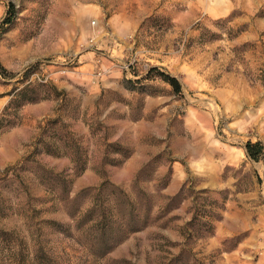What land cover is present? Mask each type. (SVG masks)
I'll use <instances>...</instances> for the list:
<instances>
[{
  "label": "rangeland",
  "instance_id": "1",
  "mask_svg": "<svg viewBox=\"0 0 264 264\" xmlns=\"http://www.w3.org/2000/svg\"><path fill=\"white\" fill-rule=\"evenodd\" d=\"M8 2L15 14L0 27V65L11 74L0 71V111L19 87L38 99L0 131V169L12 164L0 172V228L43 246L58 264H75L87 241L58 229L85 218L65 209L93 205L127 226L110 186L65 201L62 186L21 159L38 125L57 115L86 149L89 173L73 176L66 156L33 158L65 170L69 196L107 179L125 191L135 222L147 212L146 224L92 264H166L179 249L181 264H264V157L250 159L243 148L259 140L264 154V0H0V20ZM150 65L176 76L181 94L157 77L127 88ZM111 100L120 102L105 116ZM116 124L125 142L107 145ZM128 150L142 163L114 182L108 171L121 173Z\"/></svg>",
  "mask_w": 264,
  "mask_h": 264
},
{
  "label": "trees",
  "instance_id": "2",
  "mask_svg": "<svg viewBox=\"0 0 264 264\" xmlns=\"http://www.w3.org/2000/svg\"><path fill=\"white\" fill-rule=\"evenodd\" d=\"M14 14L15 7L13 3L8 2L5 15L0 20V27L4 29L8 26L12 22ZM0 71L7 76L11 74L7 72L2 65H0ZM154 77L166 82L175 94H181V83L177 77L157 65L148 66L144 74L139 77L127 79L126 86L129 89L137 88L138 90H142L144 89V84L142 82H139L137 85L134 83L142 79H151ZM41 85L46 86L57 95L64 94L63 89H58L50 80H44L41 82ZM36 99H38L36 96H26L24 87L13 90L10 99L0 111V131L5 126H9L13 123V119H10L8 116L12 115L17 117L16 112L21 104L25 101H35ZM114 143L116 142L112 141L106 144L111 145ZM243 148L245 155L250 159L258 160L264 157L263 146L259 140H246ZM115 151L120 153V150ZM40 152H45L53 156H66L70 161L71 165L69 168L73 170V176L80 174L85 168L86 149L80 144L73 130L68 127V124L61 121L60 117L57 115L46 117L44 121L38 125V132L32 142V148L26 155H23L21 159L31 160V162H33L41 180H51L62 186L64 191H66V196L62 197L65 201L72 200L70 202H73L76 197L90 189L99 191L107 186H110V193L115 196V198L123 200L122 203L125 207L123 214L128 222L127 226L124 228L105 221L103 210L93 205L81 209V205L78 203L73 206V209H65L66 213L72 217L81 213V217L85 218L84 223L75 227L73 230H69L66 227L58 229L60 233L66 236H79V238L82 237L87 241V244L80 248V250L85 251L78 256L79 263L76 262L75 264H92V262L104 258L106 254L111 251L113 247L122 242L131 231L137 230L146 224L147 212L142 214L143 218L140 220V223L135 222L139 218L137 212L134 211L132 202L127 198L125 191L121 187L115 186L107 179L101 180L95 187H81L73 196H69V184L71 179L67 177L65 170L54 172L33 158L35 154ZM129 153L130 150L124 154V157L128 156ZM11 166L12 164L4 166L0 169V172L4 174L7 173ZM0 253L3 256L2 260H0V264H58L51 257L46 248L40 245L29 248L23 240L17 237L13 230L9 229L0 228ZM181 258L182 251L179 249L178 253L173 255L166 264H181ZM110 261L112 264H136L125 257L111 258Z\"/></svg>",
  "mask_w": 264,
  "mask_h": 264
},
{
  "label": "crops",
  "instance_id": "3",
  "mask_svg": "<svg viewBox=\"0 0 264 264\" xmlns=\"http://www.w3.org/2000/svg\"><path fill=\"white\" fill-rule=\"evenodd\" d=\"M114 101L110 102L108 104V106L106 108H108L106 110L105 116H107L108 112H111L113 109H116L115 104H117V100H111ZM84 102V100H83ZM122 105L124 107H126V104L124 102H121ZM121 117H126V115L123 113L121 114ZM72 130V129H71ZM74 132V131H73ZM107 140H109L108 142H119L121 144H123L125 141L123 139V133L121 132V129L119 128V125L116 124L115 125V130L112 134H109L107 136ZM125 159H122L123 161L121 162V164L119 165L121 167V173L117 174L115 176L116 170L114 169H110L108 172L109 176L111 177V180L113 179L114 182H124L126 179L124 178L126 176V174H130L131 172H133L134 170L136 171L137 168L141 165L143 158L141 156H139L136 151L134 150L133 152H131L128 156L124 157ZM69 160V159H68ZM70 162V161H69ZM115 165V164H114ZM70 167V166H69ZM90 168L87 166L83 169V171L77 175V177H82L84 174L86 175V173H89ZM95 172V171H94ZM97 174V172H95ZM99 179V181L101 180V176L98 174L97 176ZM100 177V178H99ZM108 178V177H107ZM112 180V181H113ZM98 181V182H99Z\"/></svg>",
  "mask_w": 264,
  "mask_h": 264
}]
</instances>
